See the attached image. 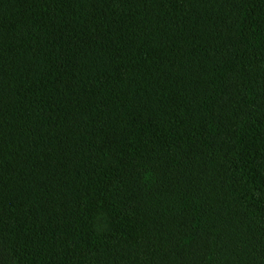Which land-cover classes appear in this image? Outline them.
I'll return each mask as SVG.
<instances>
[{
    "label": "trees",
    "instance_id": "1",
    "mask_svg": "<svg viewBox=\"0 0 264 264\" xmlns=\"http://www.w3.org/2000/svg\"><path fill=\"white\" fill-rule=\"evenodd\" d=\"M0 264H264V0H0Z\"/></svg>",
    "mask_w": 264,
    "mask_h": 264
}]
</instances>
